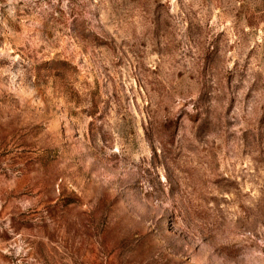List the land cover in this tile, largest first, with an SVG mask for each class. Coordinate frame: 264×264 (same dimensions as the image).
<instances>
[{"label":"rangeland","instance_id":"obj_1","mask_svg":"<svg viewBox=\"0 0 264 264\" xmlns=\"http://www.w3.org/2000/svg\"><path fill=\"white\" fill-rule=\"evenodd\" d=\"M0 264H264V0H0Z\"/></svg>","mask_w":264,"mask_h":264}]
</instances>
